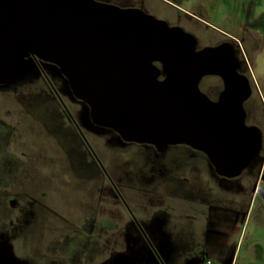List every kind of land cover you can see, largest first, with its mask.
<instances>
[{
  "label": "crops",
  "instance_id": "crops-1",
  "mask_svg": "<svg viewBox=\"0 0 264 264\" xmlns=\"http://www.w3.org/2000/svg\"><path fill=\"white\" fill-rule=\"evenodd\" d=\"M164 1L172 7L164 3L170 13L161 18L155 14L160 2L155 0L131 4L117 0H32V28L51 24L56 17L62 25L60 51L38 56L47 58L46 63L60 70L67 89L73 90V83L66 75L69 74L81 90L95 92L97 113L113 118L116 123L124 122L130 132V136H124L107 123L121 139L146 141L159 149L188 148L190 161L182 164L185 168L180 169L184 171L180 177L190 184L189 194L160 192L162 202L177 204L175 212L185 215L181 207L188 205L194 208L190 217L194 215L203 221L198 231L203 241L202 260L189 253L184 264H202L205 256L215 258L217 264H233L234 256L226 252L235 226L231 219L242 210L241 202L245 204L243 217L252 202L258 203L254 234H264V117L260 109L264 106V90L259 85H264V0H224L225 6H220L219 0H188L190 9ZM141 2L146 11L136 7ZM207 3L212 5L211 14L225 8L220 16L221 27L228 34L242 37L246 70H252L255 76V70L259 69L258 78L249 80L247 76H239L241 81L235 87L230 85L229 78L238 74L228 51L225 67L221 64L224 88L217 101L206 95L204 83L205 77L212 74L207 70L212 65L210 51L216 49L204 47L195 51L192 34L198 35L202 47L214 38L201 25L193 24L189 16L200 20L192 10L201 7L207 11ZM80 18L83 21L87 18L83 28L69 31L70 19L78 24ZM234 28L236 31L231 32ZM69 33L78 36L70 49L65 47ZM150 33H157L156 49L151 51L146 45ZM165 39L175 47H183L187 53L182 55L179 48L173 52L164 50ZM47 43L48 46L50 41ZM196 60H202L203 67L197 74L193 71ZM107 74H115L108 83L104 79ZM148 92L152 93L148 95ZM88 119L85 114L83 123L87 126ZM92 119L101 123L95 120L93 108ZM176 151L173 149L172 153ZM213 205L224 207L215 211ZM161 208L157 206L158 211ZM243 226L244 223L237 232ZM263 250L258 242L249 246L243 264H258V255Z\"/></svg>",
  "mask_w": 264,
  "mask_h": 264
},
{
  "label": "rangeland",
  "instance_id": "rangeland-1",
  "mask_svg": "<svg viewBox=\"0 0 264 264\" xmlns=\"http://www.w3.org/2000/svg\"><path fill=\"white\" fill-rule=\"evenodd\" d=\"M167 1L185 9L191 7L188 0ZM223 2L218 4L225 6ZM157 3L156 16L170 13L168 6ZM211 10L207 3V11L201 7L192 11L201 18V24L221 27L225 8L214 14ZM18 65L12 75L0 77V241H7L3 245L10 250L8 258L14 263L31 260L38 264L45 260L53 264H184L192 253L193 258L202 260L203 241L198 231L203 221L190 217L194 208L182 206L185 215L181 216L174 211L177 204L155 198L144 200L150 205L149 209L142 208L147 206L142 201L147 193L144 188L141 191L139 182L147 168L143 155L137 152L148 143L120 137L122 144L109 142L105 130L113 129L108 124L124 136L130 132L124 122L99 115L94 97L84 95L71 75L66 74L73 90L66 88L57 96L33 59L32 70L23 60ZM250 74L251 79L258 78L259 69L255 76L252 70ZM210 83L216 84V80ZM259 85L264 90V85ZM59 94L67 110L59 103ZM92 108L95 120L101 123L93 121ZM260 109L264 117V106ZM85 114L89 125L98 129L91 132L81 128ZM181 164L177 171L170 164L159 174L154 167L150 171L157 179L154 188L163 194L188 195L191 187L180 177L184 172L180 171L184 167ZM116 191L124 195V201L115 197ZM159 203L162 208L157 211ZM239 205L242 210L231 219L235 226L226 252L234 256L233 264H243L247 248L257 242L264 249V234H254L253 228L258 203L252 202L245 217V204ZM213 207L221 211L224 206ZM203 258L202 264L218 263L211 256ZM258 258V264H264V250Z\"/></svg>",
  "mask_w": 264,
  "mask_h": 264
},
{
  "label": "flooded vegetation",
  "instance_id": "flooded-vegetation-1",
  "mask_svg": "<svg viewBox=\"0 0 264 264\" xmlns=\"http://www.w3.org/2000/svg\"><path fill=\"white\" fill-rule=\"evenodd\" d=\"M160 1L162 3H165L172 7L171 4L164 0H155ZM200 5V4H199ZM210 5V4H209ZM133 6V5H132ZM212 6V5H210ZM136 7L143 8L144 11L145 5L144 2H141L140 5H137ZM193 18V24L195 25H201L207 33H210L212 37L214 38V41L209 43L208 45L201 46L199 42V37L196 34H192L195 38V51H201L204 47H211L216 50L210 51V61L212 62L207 69L209 73H212L209 76H206L204 81L206 80V95L213 101H217L222 93V90L224 88V79L221 76L222 75V67L221 64L226 62L227 52L230 51L234 58V68L237 76H231L229 78L230 85H234V87L237 85L238 81H241L242 76L250 77V70H246V58H245V44L242 39V37L236 33L228 34L224 27H215L213 25H210L208 23L200 24V20H196L193 16L189 15ZM179 20V18L177 19ZM231 32H235L236 28L230 29ZM7 50V51H6ZM7 52V54H4ZM0 54H2V57L5 59H2L3 64L0 71V77L3 79L4 73L7 70H11L13 66L11 65L14 60L18 57H21V60L24 61V63L28 62L31 64V68L29 70H32V59L35 63V67L40 71V73L44 76V79L46 80L47 85L49 86L50 90L55 93L57 96V92L63 91L66 89V84L64 82V77L61 75L60 70L48 63H43L41 59L37 54L32 53V0H1L0 1ZM226 56V57H225ZM9 60V62H8ZM250 60V59H249ZM6 61V62H5ZM196 60L195 65L193 67L194 73H199L203 70V67L201 66V61ZM4 64H10L8 67H4ZM224 65V64H223ZM222 65V66H223ZM225 67V65H224ZM19 69V68H18ZM211 70V71H210ZM225 70V69H224ZM16 71V69H15ZM248 73V74H247ZM49 75H52V77L49 78ZM240 76V77H239ZM210 80H216V84H211ZM237 88V87H236ZM60 95V94H59ZM62 95L66 96L63 92ZM59 96V103L61 104V107L63 110H67V106L62 98ZM83 122V121H82ZM76 132L79 134L80 129L77 128V125H73ZM81 128L83 130L91 131L93 132V128L96 129L97 127L91 126V125H85L84 123H81ZM98 129V128H97ZM106 136H109V142L119 145V143L122 144V142L119 141L120 138L117 136V134L112 130H105ZM120 144V145H121ZM183 149L178 150V148H161L151 146V145H145L144 147L139 148L140 151L137 153H141L143 155V158L146 161V168L144 176L141 178V182H139L141 185V191L144 193H147V197H143L142 201L143 203H147L144 200L150 199V200H158L159 202L162 201V194H160V190L154 188V185L157 181V179L150 173L151 170L154 169V167L157 169L158 174L165 171L166 167L171 166L172 164L173 170L177 171L176 167H180L181 163H188L190 161V156L188 152V148L182 147ZM176 149V153L173 154L172 150ZM147 158H146V157ZM143 159V160H144ZM182 165V164H181ZM150 168V169H148ZM176 168V169H175ZM156 173V171H154ZM146 188V189H145ZM119 191L115 192V197L124 201V195L120 194ZM150 203H147V206H143L142 208H148ZM157 206H162L161 203L157 204ZM157 210V209H156ZM158 211V210H157ZM7 241H0V264H38L37 261H31V260H23V261H14L10 258H8V253L10 250L3 244H6ZM3 258V259H2ZM42 262V261H40ZM44 264H53L48 261H44Z\"/></svg>",
  "mask_w": 264,
  "mask_h": 264
},
{
  "label": "water",
  "instance_id": "water-1",
  "mask_svg": "<svg viewBox=\"0 0 264 264\" xmlns=\"http://www.w3.org/2000/svg\"><path fill=\"white\" fill-rule=\"evenodd\" d=\"M57 20L54 21L53 23L51 24H47L44 26H39V27H36V28H32V53L33 54H37V55H41L43 53H47V54H51V53H56L57 51H60V47H61V24H60V20H59V17H56ZM76 19V18H75ZM74 19V20H75ZM81 21H79V23L77 24L76 21L71 22L72 19H70V23H69V31L71 30H76L78 28V30L81 29V27L83 26V24L86 22V19L83 21L82 18H80ZM48 21V20H47ZM50 23V22H49ZM72 24V25H71ZM83 28V27H82ZM156 34L157 33H150L148 35V38L146 39V45L148 46V49L149 51L151 50H155L156 47H155V39H156ZM69 40L66 41V44H65V47L68 46V48L70 49L72 47V44L77 40V35H73L71 33H69ZM50 41V43H49ZM48 42L49 45L47 46L45 43ZM55 42V43H54ZM65 42V41H64ZM47 43V44H48ZM162 44V43H161ZM165 47H164V50L166 51H174V50H178L179 47H175L173 44L169 43L166 41L165 39V43H164ZM52 45V46H51ZM163 45V44H162ZM180 50V53L183 55L185 52L187 53V51L183 48V47H180L179 48ZM7 51V50H6ZM4 54H7V52H5ZM2 59H4L2 57V54H0V71H1V67H2V64H3V61ZM44 60H48L47 58H42ZM5 60V59H4ZM50 61V60H49ZM6 62V61H5ZM9 62V60H8ZM19 62H21V57H18L14 60V62L11 64L13 66V68L11 70H6L5 73H4V76H10L12 75V73L15 71V69L17 70L18 67H19ZM10 63V62H9ZM10 65V64H8ZM7 64H4L3 66L4 67H8ZM123 67V66H122ZM123 69V68H122ZM1 75V74H0ZM115 74H107V75H104V79L106 81V83L110 82L112 79V76H114ZM121 75V74H120ZM124 75H122L123 77ZM84 95H86L87 97L90 95L92 97H94V93L93 91H85L84 90ZM106 94H108V91L104 92ZM152 92H148V95H150ZM95 99V97H94Z\"/></svg>",
  "mask_w": 264,
  "mask_h": 264
},
{
  "label": "bare ground",
  "instance_id": "bare-ground-1",
  "mask_svg": "<svg viewBox=\"0 0 264 264\" xmlns=\"http://www.w3.org/2000/svg\"><path fill=\"white\" fill-rule=\"evenodd\" d=\"M46 2V1H45ZM53 2H54V0H53ZM87 3V2H86ZM37 4V3H36ZM40 4H42V3H40ZM47 4V3H46ZM49 4V3H48ZM92 4V3H91ZM43 5V4H42ZM85 6V5H84ZM87 7V6H86ZM48 9V8H47ZM50 10H51V8H49ZM77 9V8H76ZM79 9V8H78ZM82 9V8H81ZM84 9V8H83ZM87 10V9H86ZM89 10V9H88ZM62 11V10H61ZM74 11H75V7H74ZM90 11V10H89ZM110 12H111V10H110ZM92 13V12H91ZM91 13H89L90 14V16H91ZM96 13V12H95ZM68 15H69V13H68ZM96 15H99V14H96ZM56 16V15H55ZM64 16V15H63ZM89 16V15H88ZM108 16V15H107ZM106 17V16H105ZM125 18V17H124ZM127 18V17H126ZM103 20V19H102ZM106 20V19H105ZM119 20V19H118ZM126 21L128 20V18L127 19H125ZM129 20H131V19H129ZM67 21V20H66ZM111 21V20H110ZM113 21V20H112ZM125 21V22H126ZM148 21V20H147ZM119 22V21H118ZM70 23V22H69ZM94 23V22H93ZM112 23V22H111ZM114 23V22H113ZM133 23V22H132ZM123 24V23H122ZM144 24V23H143ZM124 25V24H123ZM94 26V25H93ZM137 26V25H136ZM116 27V26H115ZM131 27V26H130ZM140 27V26H139ZM144 27V26H143ZM88 28V27H87ZM110 28V27H109ZM118 28V27H117ZM132 28V27H131ZM141 28V27H140ZM122 29H124V28H122ZM133 29V28H132ZM91 30V29H90ZM113 30V29H112ZM126 30V29H125ZM139 30H141V29H139ZM138 30V31H139ZM133 31V30H132ZM137 31V32H138ZM89 35H90V33H89ZM139 35V34H138ZM165 35V34H164ZM144 36V35H143ZM88 37V36H87ZM97 38V37H96ZM92 40H93V38H92ZM98 40H99V38H98ZM101 40V39H100ZM96 41V40H95ZM181 42V41H180ZM183 42V41H182ZM91 43V42H90ZM92 44V43H91ZM80 52V51H79ZM60 59V58H59ZM58 61V60H57ZM61 63V62H60ZM62 65V64H61ZM88 67V66H87ZM148 69V68H147ZM96 71V70H95ZM145 124V123H144ZM193 139V138H192ZM197 143V142H196Z\"/></svg>",
  "mask_w": 264,
  "mask_h": 264
}]
</instances>
